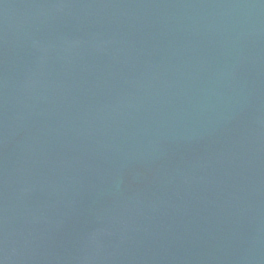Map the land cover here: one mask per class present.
Instances as JSON below:
<instances>
[{"label": "water", "instance_id": "water-1", "mask_svg": "<svg viewBox=\"0 0 264 264\" xmlns=\"http://www.w3.org/2000/svg\"><path fill=\"white\" fill-rule=\"evenodd\" d=\"M0 264H264V0H0Z\"/></svg>", "mask_w": 264, "mask_h": 264}]
</instances>
